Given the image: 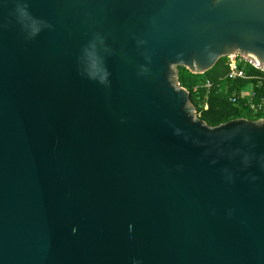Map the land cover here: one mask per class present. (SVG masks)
Segmentation results:
<instances>
[{
    "label": "water",
    "instance_id": "95a60500",
    "mask_svg": "<svg viewBox=\"0 0 264 264\" xmlns=\"http://www.w3.org/2000/svg\"><path fill=\"white\" fill-rule=\"evenodd\" d=\"M229 55L264 0H0V264H264V118L178 82Z\"/></svg>",
    "mask_w": 264,
    "mask_h": 264
},
{
    "label": "trees",
    "instance_id": "16d2710c",
    "mask_svg": "<svg viewBox=\"0 0 264 264\" xmlns=\"http://www.w3.org/2000/svg\"><path fill=\"white\" fill-rule=\"evenodd\" d=\"M224 62L225 59H219L211 69L201 75H191L183 68L177 69L178 82L188 91L197 117L209 126L236 118H264L263 113L252 114L245 100L238 97L240 90L249 84V81H219L226 72ZM205 81L210 82L209 89L203 87ZM253 91L257 97H264V91L255 87ZM230 97L236 98L235 103H230Z\"/></svg>",
    "mask_w": 264,
    "mask_h": 264
},
{
    "label": "built area",
    "instance_id": "2783aa9c",
    "mask_svg": "<svg viewBox=\"0 0 264 264\" xmlns=\"http://www.w3.org/2000/svg\"><path fill=\"white\" fill-rule=\"evenodd\" d=\"M224 59L226 72L219 81H249L250 83L247 84L249 85L247 97L242 96L241 91L238 97L245 100V104L252 114H264V97H257L253 91L254 87L264 91V69L258 67L252 60L245 59L240 55H229ZM210 86L211 84L208 81H205L203 84L205 89H209ZM235 100L236 98H229L230 103H235Z\"/></svg>",
    "mask_w": 264,
    "mask_h": 264
},
{
    "label": "rangeland",
    "instance_id": "374dc122",
    "mask_svg": "<svg viewBox=\"0 0 264 264\" xmlns=\"http://www.w3.org/2000/svg\"><path fill=\"white\" fill-rule=\"evenodd\" d=\"M243 88L244 89H242L240 93L242 94V96L244 95V97H247V92L249 91V85H245Z\"/></svg>",
    "mask_w": 264,
    "mask_h": 264
},
{
    "label": "crops",
    "instance_id": "0c3cea01",
    "mask_svg": "<svg viewBox=\"0 0 264 264\" xmlns=\"http://www.w3.org/2000/svg\"><path fill=\"white\" fill-rule=\"evenodd\" d=\"M243 89H244V88H243ZM240 91H242V89H241Z\"/></svg>",
    "mask_w": 264,
    "mask_h": 264
}]
</instances>
